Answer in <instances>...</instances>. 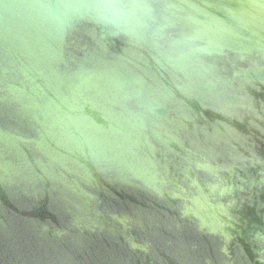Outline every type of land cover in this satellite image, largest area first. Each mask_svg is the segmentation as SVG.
<instances>
[{
	"label": "water",
	"instance_id": "1",
	"mask_svg": "<svg viewBox=\"0 0 264 264\" xmlns=\"http://www.w3.org/2000/svg\"><path fill=\"white\" fill-rule=\"evenodd\" d=\"M0 264H264V0H0Z\"/></svg>",
	"mask_w": 264,
	"mask_h": 264
}]
</instances>
